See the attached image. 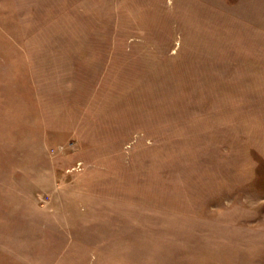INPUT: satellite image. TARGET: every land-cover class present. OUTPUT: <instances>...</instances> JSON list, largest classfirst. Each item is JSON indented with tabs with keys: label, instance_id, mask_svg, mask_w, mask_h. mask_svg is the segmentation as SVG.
Instances as JSON below:
<instances>
[{
	"label": "rangeland",
	"instance_id": "1",
	"mask_svg": "<svg viewBox=\"0 0 264 264\" xmlns=\"http://www.w3.org/2000/svg\"><path fill=\"white\" fill-rule=\"evenodd\" d=\"M0 264H264V0H0Z\"/></svg>",
	"mask_w": 264,
	"mask_h": 264
}]
</instances>
